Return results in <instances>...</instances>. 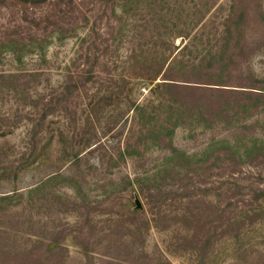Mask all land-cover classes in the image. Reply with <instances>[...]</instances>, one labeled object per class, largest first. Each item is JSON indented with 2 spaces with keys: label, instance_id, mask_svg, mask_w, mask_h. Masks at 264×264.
I'll return each mask as SVG.
<instances>
[{
  "label": "rangeland",
  "instance_id": "374dc122",
  "mask_svg": "<svg viewBox=\"0 0 264 264\" xmlns=\"http://www.w3.org/2000/svg\"><path fill=\"white\" fill-rule=\"evenodd\" d=\"M0 1V264H264V0Z\"/></svg>",
  "mask_w": 264,
  "mask_h": 264
},
{
  "label": "trees",
  "instance_id": "16d2710c",
  "mask_svg": "<svg viewBox=\"0 0 264 264\" xmlns=\"http://www.w3.org/2000/svg\"><path fill=\"white\" fill-rule=\"evenodd\" d=\"M23 1V3H27V4H29V6L30 5H34V6H40V5H42L43 3H45V2H48L49 0H22ZM73 1L71 0V3H72ZM0 5H3V2L2 1H0ZM59 10H62V8H59ZM16 13L17 12H15V13H13L12 15H10V12L9 11H7V12H4V13H2V12H0V22L2 23V26H6L10 21H14V22H16L17 23V18L15 17V15H16ZM32 16H34V15H29V14H23V15H21L20 16V20L22 21V23L19 25V27L23 30V29H28V27L29 26H27L26 25V23L27 22H36L35 20H33L32 21ZM44 19H47V18H44ZM39 20L41 21L42 20V18H39ZM76 20H77V17H73V19H72V23H74V22H76ZM204 25V27L206 26V25H208L207 23H204L203 24ZM202 25V26H203ZM18 27V26H17ZM7 31L5 30V33H6ZM30 40V39H29ZM188 47V43L187 44H185L184 46H183V50L184 49H186ZM18 55H20V54H18ZM205 63H206V60H202V61H200V65L201 66H204L205 65ZM214 66H217L216 65V63H215V65ZM108 69H114L115 70V64L114 63H112L111 64V66L110 67H107ZM201 68V67H200ZM214 70H216V68L214 69V68H212V66H211V68H210V66H207V68H205L204 69V71H203V73L204 72H210V71H214ZM84 73L85 72H81V75H84ZM170 73H173L174 74V71H173V67H169V68H167L166 70H165V72H164V74H163V77L164 78H162L161 80L162 81H159L158 83H157V86L158 87H165V88H168V87H170V88H173V89H180V90H186V91H192V90H197V91H199V92H219L218 90H224L223 88H222V86H218V87H213V86H210V85H212V84H209V83H204V82H196L197 84H185V82L184 81H181V80H179V81H177V79H179V78H181L180 76L181 75H179L178 74V77H175L174 75H172L174 78H176V79H173L172 78V76H171V74ZM96 74H100L99 72H97L96 71ZM29 75H32V74H29V73H22V74H20V76L21 77H29ZM193 76H194V74H193ZM198 76H200V75H198ZM205 76H207L206 74H205ZM0 78H2V74H0ZM183 78V77H182ZM200 78V80H202V78L201 77H199ZM20 79H22V78H20ZM83 80L84 79H86V82L88 81V82H90L91 80H92V75H90V74H86V76L84 77V78H82ZM83 80H80L81 81V83L83 84V85H85V81H83ZM87 82V83H88ZM184 82V83H183ZM75 83H77V82H75ZM194 83V82H193ZM47 88L48 87H46V89H45V91L47 90ZM169 95H171V93L169 94ZM41 96H43L42 98H44V96H46V92H44V94L43 95H41ZM107 96H104V94L102 95V97H100L99 99V101H101V100H104L105 98H106ZM58 97L56 96V99L55 98H49V100H47V101H44L43 100V102H45L44 104H43V109H42V113H41V115H45V113H46V107H47V105L48 104H50V105H53V104H57L59 101H58ZM38 100H40V99H38ZM42 101V100H41ZM47 102H48V104H47ZM137 106H139V105H137ZM136 106V107H137ZM143 105H140V107H142ZM227 180V179H226ZM242 180H244L245 181V185H244V187H248V190H250L251 188H253L256 192L254 193V195H253V198L251 199V202H256V201H259V200H261L262 199V197L264 196V187H261L260 185L262 184V177H261V175H247V174H245V176L244 177H242ZM228 182V181H227ZM230 182V181H229ZM228 182V183H229ZM231 185V184H230ZM241 188V187H240ZM240 188H238L237 190H239ZM242 189V188H241ZM153 192H158V191H153ZM159 193H161V192H159ZM226 194H227V192H226ZM151 195V194H150ZM151 196H156V195H151ZM231 198V197H230ZM208 208L210 209V211L211 212H213L214 213V211H216L218 208L217 207H215V206H213V205H208ZM220 211H216L215 213H219ZM222 212V211H221ZM159 214H163L165 217L167 216L166 215V212L165 211H163V210H159ZM134 218V217H133ZM140 218H142V219H145V220H148V218L144 215V216H142V217H140ZM210 218V217H209ZM259 218H261L260 217V215H256V214H248V215H246V217L245 218H243V220H242V224H244V223H246V222H248V223H253L254 221H256V220H258ZM232 219H231V217H228V216H226V217H224L223 218V221H224V223H223V225H222V227L224 228V229H222V231H220V233L218 234V236H216V237H223V236H225V235H227V234H229V232H230V230L232 229V227H233V225H232V221H231ZM197 221H198V226L197 227H199V226H202V224H201V221L199 220V219H197ZM193 224V223H192ZM203 226L204 227H207V224L205 223V224H203ZM241 226V225H240ZM175 235H176V238H178V237H181L182 236V239L184 238L185 239V237L186 236H184V235H182V233H179L178 231H176V233H175ZM178 236V237H177ZM207 236V240L209 239V240H211L212 239V234H211V232H208V234L206 235ZM181 239V240H182ZM178 240H180L179 238H178ZM180 240V241H181ZM190 241H192L191 239H190ZM184 242V244H185V240L183 241Z\"/></svg>",
  "mask_w": 264,
  "mask_h": 264
},
{
  "label": "water",
  "instance_id": "95a60500",
  "mask_svg": "<svg viewBox=\"0 0 264 264\" xmlns=\"http://www.w3.org/2000/svg\"><path fill=\"white\" fill-rule=\"evenodd\" d=\"M137 206L138 208H141V204L139 202H137Z\"/></svg>",
  "mask_w": 264,
  "mask_h": 264
}]
</instances>
